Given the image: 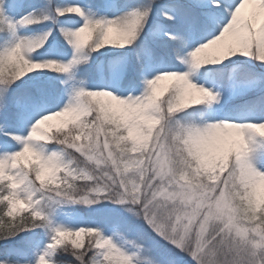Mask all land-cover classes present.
I'll return each mask as SVG.
<instances>
[{
	"label": "snow or ice",
	"instance_id": "obj_1",
	"mask_svg": "<svg viewBox=\"0 0 264 264\" xmlns=\"http://www.w3.org/2000/svg\"><path fill=\"white\" fill-rule=\"evenodd\" d=\"M0 241L264 264V0H0Z\"/></svg>",
	"mask_w": 264,
	"mask_h": 264
},
{
	"label": "rangeland",
	"instance_id": "obj_2",
	"mask_svg": "<svg viewBox=\"0 0 264 264\" xmlns=\"http://www.w3.org/2000/svg\"><path fill=\"white\" fill-rule=\"evenodd\" d=\"M85 242L87 243V239L85 240ZM5 247H13V248L17 247V248H19V247H23V244L21 241H15L12 244L5 245L3 243V241H0V248H5ZM0 254H2V253H0ZM64 259H67L69 261V264H71V260H72L71 257H64Z\"/></svg>",
	"mask_w": 264,
	"mask_h": 264
},
{
	"label": "trees",
	"instance_id": "obj_3",
	"mask_svg": "<svg viewBox=\"0 0 264 264\" xmlns=\"http://www.w3.org/2000/svg\"><path fill=\"white\" fill-rule=\"evenodd\" d=\"M6 248H13V247H5V248H0V253H3L5 251ZM17 248V247H15Z\"/></svg>",
	"mask_w": 264,
	"mask_h": 264
}]
</instances>
